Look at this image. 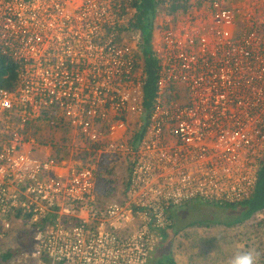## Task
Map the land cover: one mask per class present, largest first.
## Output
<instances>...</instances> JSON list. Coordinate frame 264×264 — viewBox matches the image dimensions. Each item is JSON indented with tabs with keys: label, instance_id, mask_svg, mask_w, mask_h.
I'll list each match as a JSON object with an SVG mask.
<instances>
[{
	"label": "built area",
	"instance_id": "obj_1",
	"mask_svg": "<svg viewBox=\"0 0 264 264\" xmlns=\"http://www.w3.org/2000/svg\"><path fill=\"white\" fill-rule=\"evenodd\" d=\"M180 1L185 10L154 18L144 115L133 0H0V56L16 65L15 86L0 87V237L16 214L36 226L27 259L147 264L170 208L252 195L264 0ZM103 155L131 158L119 201L95 195Z\"/></svg>",
	"mask_w": 264,
	"mask_h": 264
},
{
	"label": "rangeland",
	"instance_id": "obj_2",
	"mask_svg": "<svg viewBox=\"0 0 264 264\" xmlns=\"http://www.w3.org/2000/svg\"><path fill=\"white\" fill-rule=\"evenodd\" d=\"M238 1L225 0L228 5H234ZM129 24L128 28L131 29ZM102 157L106 158L105 160L109 163L108 167L111 166L112 173L109 178L115 181L112 185L119 186L116 193L107 202L118 201L116 199L118 193H120V200L123 192V188H121L123 166L128 165L131 158H110L105 155ZM106 166L99 163L97 172L102 174ZM97 177L96 173V185L100 181ZM232 213V210H226L224 207L201 200H193L182 206L170 208L168 214L173 220L174 236L167 245L160 246L147 264H172L173 259L178 263L189 260L188 258L191 256H200L205 262H210L207 259L215 257L217 264H228L229 258L237 250V245H243L245 249H254L259 253V264H264V227L256 226L258 220H264V211L254 215L241 225L227 227L224 224L228 221L237 220V216L233 217ZM36 230L37 227L30 225L25 219L12 218L11 228L0 237V252L9 249L13 251V254L7 263H2L0 260V264H36L33 260L27 259V255L33 247ZM197 239H201L203 249L185 247L184 241L193 242ZM196 250L203 251L200 252L201 254H197Z\"/></svg>",
	"mask_w": 264,
	"mask_h": 264
},
{
	"label": "trees",
	"instance_id": "obj_3",
	"mask_svg": "<svg viewBox=\"0 0 264 264\" xmlns=\"http://www.w3.org/2000/svg\"><path fill=\"white\" fill-rule=\"evenodd\" d=\"M166 0H133V6L135 12L130 20L129 26L135 32L140 34V42L138 46V52L136 55L137 65L140 66L145 73V81L143 84V106H144V115H146L149 111L151 98L153 96L154 83L156 79V71H157V62L154 59L151 48L149 45L151 39V33L154 24L155 16L162 12L167 11L170 13H175L177 11H183L186 8L184 2L180 0H168V6H165ZM16 80V65L12 63V61L5 57L0 56V87L12 89L15 86ZM138 135H136L135 139ZM58 151V150H57ZM84 158L88 156L91 160L90 154L80 153ZM54 155L58 157H65V151L55 152ZM60 155V156H59ZM106 158L100 157L98 159V163L107 165L103 173L97 172V178L100 179L99 183L96 185L95 183V195L98 200L102 203L108 201L109 198H112L116 193V189L119 188L112 183H115L114 179H110L112 170L111 166L108 167L109 163L105 160ZM124 171L122 172V187L124 189L126 184V178L129 172V164L125 167L123 166ZM106 176V177H105ZM119 194L117 195V200H119ZM219 207H224L226 210H232L231 214L237 216V220L228 221L224 224L227 227H232L236 225H241L245 221L252 218L254 215L264 211V158L261 162L259 170L257 172V178L255 183V188L252 195L241 202L234 204H222V203H211ZM19 214L14 215V217H19ZM12 216V218H14ZM260 227H264V220H258L257 225ZM172 227V226H171ZM169 229V228H168ZM167 229V230H168ZM162 240L167 242L171 237L166 234L165 230L161 231ZM13 251L7 249L0 252V260L2 263H7V261L12 257Z\"/></svg>",
	"mask_w": 264,
	"mask_h": 264
},
{
	"label": "crops",
	"instance_id": "obj_4",
	"mask_svg": "<svg viewBox=\"0 0 264 264\" xmlns=\"http://www.w3.org/2000/svg\"><path fill=\"white\" fill-rule=\"evenodd\" d=\"M96 180V179H95ZM120 199H121V197H120ZM119 201V200H118ZM173 221V220H172ZM173 228V222H172V227H169V229L167 230V229H165V231H166V234H168L170 237H171V239H169L167 242H165V245H167L171 240H172V237L174 236V231H175V229H172ZM212 241V240H211ZM185 242V247L186 248H188V249H192V248H202L203 249V245H202V241H201V239H197V240H195V241H193V242H190V241H184ZM195 243V244H194ZM164 244V242H163V240H161L160 241V243L156 246V248H155V250L151 253V256L149 257V259H148V262L147 263H149L150 261V258L152 257V255L153 254H155L158 250H159V248H160V246H164L163 245ZM210 245V244H209ZM208 245V246H209ZM210 247V246H209ZM213 247V246H212ZM197 251V250H196ZM195 251V252H196ZM203 250H201L200 252H202ZM199 251H197V254L198 253H200ZM201 254V253H200ZM193 258V259H192ZM189 260H185V261H179L178 263L176 262V260H172V264H217V262H215V257H212V258H208L207 259V261H210V262H205L202 258H200V256H191V257H189L188 258ZM191 259V260H190ZM182 260V259H181Z\"/></svg>",
	"mask_w": 264,
	"mask_h": 264
},
{
	"label": "clouds",
	"instance_id": "obj_5",
	"mask_svg": "<svg viewBox=\"0 0 264 264\" xmlns=\"http://www.w3.org/2000/svg\"><path fill=\"white\" fill-rule=\"evenodd\" d=\"M228 264H259V253L254 249H245L237 245V250L229 258Z\"/></svg>",
	"mask_w": 264,
	"mask_h": 264
}]
</instances>
